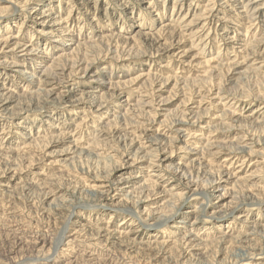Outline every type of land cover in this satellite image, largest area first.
<instances>
[{
    "label": "rangeland",
    "instance_id": "rangeland-1",
    "mask_svg": "<svg viewBox=\"0 0 264 264\" xmlns=\"http://www.w3.org/2000/svg\"><path fill=\"white\" fill-rule=\"evenodd\" d=\"M0 82V264H264V0H0Z\"/></svg>",
    "mask_w": 264,
    "mask_h": 264
},
{
    "label": "bare ground",
    "instance_id": "bare-ground-1",
    "mask_svg": "<svg viewBox=\"0 0 264 264\" xmlns=\"http://www.w3.org/2000/svg\"><path fill=\"white\" fill-rule=\"evenodd\" d=\"M39 6H41V5H39ZM242 9V8H241ZM36 10H34L33 12H35ZM44 15V14H43ZM42 15V16H43ZM48 16V15H47ZM49 16H51L50 14H49ZM44 17H37V20H39L40 22L38 23V25H40V26H46V25H48V24H46V22H43L44 20ZM43 20V21H42ZM50 23H52V24H50V30H51V35L55 38H59V37H63V36H65V35H67L68 33H63V32H61L60 31V25L59 24H61V23H54L53 21H50ZM53 33V34H52ZM57 34V35H56ZM55 35V36H54ZM9 40H10V38H9ZM7 42V41H6ZM16 47V46H15ZM19 47V46H18ZM14 50V49H13ZM13 50H10V51H13ZM26 51H28V49H26L24 52H26ZM31 51V50H30ZM26 54H28V53H26ZM25 56V55H24ZM24 74V73H23ZM32 80V79H31ZM3 84L0 82V105H1V97H2V93H3V91H5V88L2 86ZM1 108V107H0ZM262 109H264V107L262 108ZM263 111V110H262ZM260 117V116H259ZM178 124H181V123H178ZM177 125V124H176ZM180 128V127H179ZM140 159H142V157L140 158ZM143 160V159H142ZM139 162V161H138ZM135 163V162H134ZM149 166L151 165V164H148ZM153 166V165H152ZM153 167H155L156 169H154V171L153 172H155V173H153V175L152 176H159L160 175V171H161V166H153ZM142 169H148L147 167H145V165H143L142 167H141ZM151 168V167H150ZM106 206H110V205H106ZM216 216H218L217 214H211L210 215V217H212V218H215ZM164 221H166L165 219L163 220V221H161L160 223H158L159 225L160 224H162V223H164ZM180 223V222H179ZM183 224V223H182ZM190 226V225H189ZM82 227V226H81ZM122 230V229H121ZM189 233L187 234V235H185L184 236V238L183 239H185V243H188V241H190L189 239L190 238H192V236H193V238L194 239H196V237H195V235H191V232L190 231H188ZM116 233H117V231H116ZM118 233H119V231H118ZM121 233V232H120ZM119 233V234H120ZM108 234V233H107ZM122 235V234H121ZM125 235V234H124ZM107 236H109V238L111 237L112 238V236H113V238L114 237H116L117 235L113 232V233H109ZM76 238V237H75ZM120 238V237H119ZM124 239H126V241H127V238L125 237ZM129 242H130V240H129ZM184 245H186V244H184Z\"/></svg>",
    "mask_w": 264,
    "mask_h": 264
}]
</instances>
